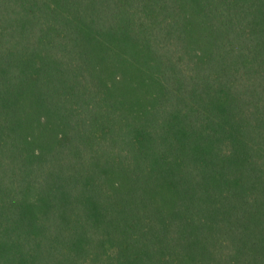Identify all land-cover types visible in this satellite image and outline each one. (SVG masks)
Segmentation results:
<instances>
[{
	"label": "trees",
	"instance_id": "1",
	"mask_svg": "<svg viewBox=\"0 0 264 264\" xmlns=\"http://www.w3.org/2000/svg\"><path fill=\"white\" fill-rule=\"evenodd\" d=\"M0 264H264V0H0Z\"/></svg>",
	"mask_w": 264,
	"mask_h": 264
}]
</instances>
